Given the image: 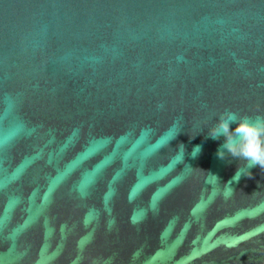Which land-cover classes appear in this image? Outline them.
Segmentation results:
<instances>
[{"label":"water","instance_id":"1","mask_svg":"<svg viewBox=\"0 0 264 264\" xmlns=\"http://www.w3.org/2000/svg\"><path fill=\"white\" fill-rule=\"evenodd\" d=\"M226 111L264 115V0H0V264H264Z\"/></svg>","mask_w":264,"mask_h":264},{"label":"clouds","instance_id":"2","mask_svg":"<svg viewBox=\"0 0 264 264\" xmlns=\"http://www.w3.org/2000/svg\"><path fill=\"white\" fill-rule=\"evenodd\" d=\"M207 135L213 140L223 137V143L219 145L216 152L218 158L223 160L230 156L243 160L249 173L248 176L251 175L249 169L256 166L264 171V115L253 117L226 111L208 129ZM179 147L184 148L182 144ZM200 151L201 146H195L191 153L192 157L195 158ZM242 174L238 167L233 180L238 181ZM227 185L229 192L226 195L230 194L232 189L229 184Z\"/></svg>","mask_w":264,"mask_h":264}]
</instances>
